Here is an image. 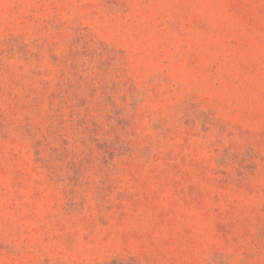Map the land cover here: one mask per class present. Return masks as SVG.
<instances>
[{"label": "rangeland", "instance_id": "obj_1", "mask_svg": "<svg viewBox=\"0 0 264 264\" xmlns=\"http://www.w3.org/2000/svg\"><path fill=\"white\" fill-rule=\"evenodd\" d=\"M0 264H264V0H0Z\"/></svg>", "mask_w": 264, "mask_h": 264}]
</instances>
